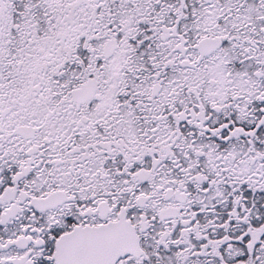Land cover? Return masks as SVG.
Returning <instances> with one entry per match:
<instances>
[{"label":"snow or ice","instance_id":"6c2138e0","mask_svg":"<svg viewBox=\"0 0 264 264\" xmlns=\"http://www.w3.org/2000/svg\"><path fill=\"white\" fill-rule=\"evenodd\" d=\"M0 264H264V0H0Z\"/></svg>","mask_w":264,"mask_h":264}]
</instances>
